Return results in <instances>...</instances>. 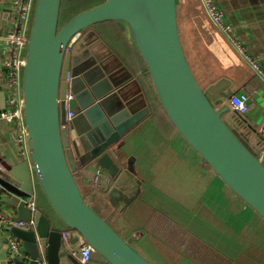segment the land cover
I'll list each match as a JSON object with an SVG mask.
<instances>
[{
  "label": "water",
  "instance_id": "obj_1",
  "mask_svg": "<svg viewBox=\"0 0 264 264\" xmlns=\"http://www.w3.org/2000/svg\"><path fill=\"white\" fill-rule=\"evenodd\" d=\"M62 1L35 0L20 95L27 154L2 175L0 190L11 216L29 221V201L40 186L66 228L53 227L38 209L35 229H10L22 240L25 255L13 263L0 231V264H73L67 245L76 247L80 238L107 264H153L95 210L77 178L79 169L107 171L113 181L108 199L115 210L131 208L142 194L135 167L122 165L118 151L150 109L141 91L139 97L125 94L123 85L132 75L121 80L98 63L92 28L107 21L126 26L177 133L224 186L264 219V136L249 125L259 141L256 151L248 146L240 130L247 120L231 108L234 94L223 89L227 80L207 88L198 82L180 36L178 0H106L59 27ZM67 90L74 95L68 109ZM68 111L73 113L69 120Z\"/></svg>",
  "mask_w": 264,
  "mask_h": 264
},
{
  "label": "crops",
  "instance_id": "obj_2",
  "mask_svg": "<svg viewBox=\"0 0 264 264\" xmlns=\"http://www.w3.org/2000/svg\"><path fill=\"white\" fill-rule=\"evenodd\" d=\"M32 1L34 7L35 0ZM217 2L225 12L226 21L234 27L236 36L246 45L249 53L259 61L264 69V0H217ZM15 21L16 12L12 8L11 1L0 0V36L11 30ZM121 25H123L121 35L111 26L93 27L92 31L98 36V42H95V37L92 42L98 44L95 51L97 57L102 60L98 62L99 65L104 66L108 73H118L121 80L132 75V79L123 85L126 91L125 94L139 97V91H141L150 109V114L146 119L131 131L126 147L118 151L121 164L126 167L134 166L137 176L143 182L142 194L139 197L142 205L152 210L155 219H162L169 227L173 224L180 228V225L194 223L195 215L185 222L177 220L173 210L180 209V205H172L171 209L166 208L168 191L162 184L158 183L160 181L159 176L163 178L166 172L165 178L168 182L169 178L171 179V186H179L177 185V178L189 179L188 182L191 181V184H193L191 186H195L194 197L203 199L206 194L211 192L212 200L218 205H220L218 200L221 197L227 198L225 208L228 211L236 205V211L228 215L230 218L238 215L239 218H242L245 215L248 216L249 213H252L255 217L257 214L249 206L236 198L237 196L234 194L226 192L227 187L222 182H214V189L202 187L201 170H205L206 167L210 168L177 133L175 127L166 117L164 110L153 108L154 96L147 87L150 75L147 69L143 70L139 54L129 41L126 26L123 23ZM178 25L186 56L200 85L207 88L221 80H227L229 83L223 87L224 90H229L231 95L236 94L246 97L248 110L244 113V117L247 124L242 126L240 130L244 138L247 139L248 146L256 151L259 138L250 129L249 125L258 131L264 126V81L255 74L251 66L239 55L231 43L221 35L207 15L201 0H178ZM122 36L124 41H122ZM5 45H0L1 184L4 183L1 178L2 175L6 174L8 170H13L17 160L27 154V143L24 136H20L18 124L14 120L2 116L3 113L13 109L9 103L11 88L10 74L6 68L8 59ZM221 90L222 88L219 91ZM226 102H228V99ZM216 103L218 108L222 107L221 104H218V101ZM157 169L162 172L160 175L154 173L153 177L152 172ZM98 170L97 166H92L89 169H79L77 178L86 199L91 205L98 210L106 211V214L111 213V218H108V221L114 222L120 215L119 211L129 210L130 208L124 209L123 207L122 210L119 207L115 210L112 207L109 203L108 192L113 181L107 171H101L99 182H95V175ZM147 170H151V177H149ZM193 177H195V182H192ZM13 179L22 184L20 178ZM217 179L219 178L217 177ZM186 186H189L188 183ZM36 191L37 188H35L33 195H35L37 203ZM4 196V193L0 190L2 201ZM240 202L244 206H241ZM3 205L6 211L13 212L5 202H3ZM203 224L213 226L205 221H203ZM53 227L64 229L58 223ZM137 234L134 238L141 236ZM189 238L196 243L204 241L195 235L189 236ZM67 247L74 256L73 252L76 247L72 248L69 244ZM190 253L191 260L188 261L192 264H198L193 253ZM74 257L73 264H80L78 257ZM199 263L202 262L199 261ZM89 264L107 263L94 255Z\"/></svg>",
  "mask_w": 264,
  "mask_h": 264
},
{
  "label": "rangeland",
  "instance_id": "obj_3",
  "mask_svg": "<svg viewBox=\"0 0 264 264\" xmlns=\"http://www.w3.org/2000/svg\"><path fill=\"white\" fill-rule=\"evenodd\" d=\"M93 1L96 0H69L65 11L68 10L69 15L81 9L83 12L97 6L90 5ZM147 171L151 177V170ZM161 172L159 169L152 172L153 177L154 173L160 175ZM201 172L203 188L214 189V182H221L211 169L206 167ZM165 175L166 172L163 178L159 176L158 183L168 191L166 208L180 205V209L173 210L177 220L185 222L195 215L194 223L180 225V228L173 224L169 227L162 219H155L152 210L145 208L139 198L129 210L120 211L114 222L110 221L137 251L153 264H192L188 261L191 260V253L187 246H191L193 250L196 242H191L189 236L195 235L204 240L206 246L217 249L204 254L202 264H264V219L259 215L254 217L252 213L242 218H239V215L230 218L228 215L236 211V205L228 211L225 208L227 198L221 197L218 205L212 200L211 192L203 199L194 197L195 186H191L193 184L188 182L189 179L177 178L179 186H171V179L169 178L168 182ZM192 182H195V177ZM187 183L189 186H186ZM226 192L233 194L227 188ZM239 204L244 206L242 202ZM203 221L215 227L203 224ZM136 233L141 236L134 238Z\"/></svg>",
  "mask_w": 264,
  "mask_h": 264
},
{
  "label": "built area",
  "instance_id": "obj_4",
  "mask_svg": "<svg viewBox=\"0 0 264 264\" xmlns=\"http://www.w3.org/2000/svg\"><path fill=\"white\" fill-rule=\"evenodd\" d=\"M12 8L16 12V21L14 27L9 30L5 35L0 36V45L6 44L7 59L6 68L10 74V96L9 103L13 108L12 110L3 113V118L14 120L19 127L20 136L25 139V128L23 124V107L21 102V87L23 77L24 56L26 50V42L29 36V30L32 19L33 1L32 0H10ZM207 15L212 23L219 30L221 35L225 37L229 43L235 48L239 55L251 66L255 74L264 81V69L258 60H256L248 51L246 45L236 36L232 24L226 21L225 12L218 4L217 0H201ZM70 81V76L68 75ZM74 95L70 90H67L64 102L68 109L69 103L73 100ZM230 106L233 110L239 111L241 114L247 112L248 107L246 104L245 96L232 95L230 97ZM73 113L67 112V119H71ZM260 133L264 136V126L261 128ZM95 182H99L101 171L98 170L95 175ZM29 208L32 212L29 221H17L11 214L5 210L3 201L0 197V231H2L6 240L8 241L9 259L13 263L15 258H22L25 255L22 253V240L14 236L10 231L12 228L20 230H33L36 227L35 213L38 210L35 195L29 201ZM67 233H64V238L67 239ZM74 256L78 257L81 264H89L92 259L93 250L83 238H80L76 249L73 252Z\"/></svg>",
  "mask_w": 264,
  "mask_h": 264
},
{
  "label": "trees",
  "instance_id": "obj_5",
  "mask_svg": "<svg viewBox=\"0 0 264 264\" xmlns=\"http://www.w3.org/2000/svg\"><path fill=\"white\" fill-rule=\"evenodd\" d=\"M80 1V0H79ZM106 0H96V1H93L91 2L90 5H99V4H102L103 2H105ZM69 4V0H63L62 1V8H61V16H60V24H59V27H62L71 17H73L74 15L82 12L81 10L79 11H76L75 13L73 14H67L68 10L65 11V7H67V5ZM34 8H35V4H34V7H33V11H32V19H33V14H34ZM32 19H31V24H32ZM103 25H107V26H111L113 28H115V30H117L120 35L122 34L123 32V25H121V22H113V21H107V22H103V23H100V24H97L95 25L94 27H97V26H103ZM122 41H124V38L122 36ZM26 52V50H25ZM141 61H142V65H143V70H146L147 69V66L143 60V58L139 55ZM150 80L148 81V89H150V92L153 94L154 96V104H153V108L155 110H158V109H161L163 110L160 102H159V99L156 95V92L154 91V88H153V84H152V80H151V77H149ZM166 114V113H165ZM167 117V115H166ZM169 120V118H168ZM170 121V120H169ZM37 207L38 209L44 213L50 220L51 224L53 226H55L56 223L60 224L63 228H66L65 225L60 221V219L57 217L55 211L53 210V208L51 207V205L49 204L48 200L46 199L45 195L43 194L40 186H37ZM238 198V197H237ZM241 200V199H239ZM242 201V200H241ZM243 202V201H242ZM95 210L101 214L100 210L96 209ZM102 215V214H101ZM95 256L101 258L102 260H104L101 256H99L98 254L96 253H93L92 254V258ZM104 262H106L104 260ZM107 263V262H106Z\"/></svg>",
  "mask_w": 264,
  "mask_h": 264
},
{
  "label": "flooded vegetation",
  "instance_id": "obj_6",
  "mask_svg": "<svg viewBox=\"0 0 264 264\" xmlns=\"http://www.w3.org/2000/svg\"><path fill=\"white\" fill-rule=\"evenodd\" d=\"M69 76H70V81H71L72 80L71 72H69ZM100 212L106 219L111 218V213L110 214H106V211H101V210H100ZM192 241L193 240H191V242ZM187 248H189L188 249L189 252L193 253V256H195L196 260L198 261V264H202V263H199V261H201V259L203 258L204 254L207 255V254H209L210 251L217 250L216 248L206 246L204 244V241L197 242L195 244V246L193 247V250H192L191 246H187ZM219 261H220V259H219Z\"/></svg>",
  "mask_w": 264,
  "mask_h": 264
}]
</instances>
